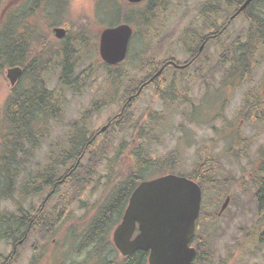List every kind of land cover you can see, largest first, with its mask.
Listing matches in <instances>:
<instances>
[{
	"label": "rangeland",
	"instance_id": "374dc122",
	"mask_svg": "<svg viewBox=\"0 0 264 264\" xmlns=\"http://www.w3.org/2000/svg\"><path fill=\"white\" fill-rule=\"evenodd\" d=\"M18 1L20 0L15 1V4ZM114 2L115 0H112V4L111 0H70L68 22H64L75 28L78 17L84 15L90 21L91 33L114 26L121 17V11ZM52 11L53 7H44V10L36 12L30 18L29 23L41 28L52 40V48L60 50L62 48L59 46L63 45L64 41L59 42L53 37L52 28L57 26L51 27L50 20L58 19L52 18ZM141 12L139 8L122 15L135 30L128 44L127 60L122 66L111 70L100 63L97 48H84L71 59L72 63L77 62L70 79L72 86L69 89H63L59 84L62 69L58 65V60L48 68L43 77L45 87L58 93L57 96L64 103L63 109L59 120L56 123L50 122L46 127V137L42 139L39 149L33 152L26 164L20 168L16 189L28 174H34L46 165L48 157L54 153L55 146L63 144L75 123L84 116H90L86 128L90 133H96L119 112L127 97L135 92L142 78L152 70V66L170 57L173 50V38L170 33L173 24L168 16L170 11L162 17L153 13L151 21L147 24L138 23ZM96 31L89 35L90 38L96 39L98 34ZM76 36L78 35L74 32L67 36L66 41L74 43L77 40ZM94 43L98 41L91 42V45ZM89 44L88 42L87 45ZM257 67L254 78L260 84L264 77V64ZM143 68H147L145 72L142 71ZM210 87L214 89L216 85ZM8 89L9 84L5 78L0 79V122L1 107ZM152 92L148 89L136 98L126 109L124 117L99 138L92 151L105 152L106 159L91 167L88 157H85L78 172L80 175L78 177L83 178V170L92 169L93 175L88 177L87 187L75 193L73 182H70L72 186L66 183L58 190L46 206L43 215L47 220H53L56 213L65 210L62 215L59 214V217L64 216L62 221L47 237L42 238L38 229H33L28 241L17 249L15 256L11 257L14 259L13 264H102L108 259V253L100 258L92 255L89 247L79 255L76 249L79 236L96 216L95 204L102 201L107 193L104 185L108 186V177L119 170L115 165L110 167L109 162L114 155L131 145L132 132L138 122H141V125L137 129H144L148 134L145 142L140 141L132 146L133 148L142 146L143 153L153 164V167L143 173L144 179L156 178L164 170L170 173L167 172V166L175 162L174 154L177 152L178 155L176 149L179 146V149L187 147L183 149L187 158L184 161L178 159L174 165L172 164V173L184 176L192 174L194 168L205 160L203 155L209 154L211 158H215L212 162L215 181L227 182L215 189L211 185L202 189L200 225L196 234L197 237L204 239L201 249L203 255H208L210 259L207 264H264V212L256 210L254 199L256 187L252 183V179L257 177L254 174L256 165L261 163V158L264 157V124L259 125V121L256 120L252 127L243 128L240 132H234L232 129L218 132V121L209 120V127L202 129L198 127L199 121L196 119L176 131L179 122H175L169 111L166 114L160 111L161 104ZM209 99L214 100L215 96L211 94ZM158 113L161 115H155ZM208 113L205 111L203 116ZM231 113L227 112V121L235 119ZM146 119L148 121H145ZM204 119H208V116ZM157 125L162 128L155 127ZM214 127L218 129L214 130ZM182 129L187 130L180 132ZM234 133L239 136L234 137ZM120 157H123L120 160L121 164L128 169L131 162L127 161V156ZM169 158H173L171 163H167ZM92 161H95V158ZM71 166L72 163L65 170ZM48 191L46 189L41 195L31 196L22 203L31 206L35 214ZM226 196L230 197L229 205L222 215L217 217ZM15 199L17 202L20 201L18 196H15ZM61 202L63 206H59ZM11 209L10 202L0 200V214L11 213ZM197 243L199 241L195 242ZM11 251L10 242L0 240L1 264L10 258Z\"/></svg>",
	"mask_w": 264,
	"mask_h": 264
},
{
	"label": "trees",
	"instance_id": "16d2710c",
	"mask_svg": "<svg viewBox=\"0 0 264 264\" xmlns=\"http://www.w3.org/2000/svg\"><path fill=\"white\" fill-rule=\"evenodd\" d=\"M15 1L17 0H0V79H4V72L9 68L19 67L22 71L18 83L13 88L8 89L1 107L0 200L10 202L12 205L11 213L0 214V239L5 241L14 239L13 230H15V227L18 232L22 231V228L13 223V207L15 204L20 208L24 200L29 199L31 196L41 195L48 189V186L60 180L63 176L66 178L64 184L68 183L72 186L70 182H73V190L78 193L87 187V179L93 175L92 169L83 170L84 177H78L83 159L88 157V163L91 167L100 164L106 159L105 152L92 151L102 135L96 136V133L92 134L89 132L86 128V122L90 116H84L74 124L72 131L64 139L63 144L55 146L54 153L48 157L46 165L34 174H28L16 189L20 168L26 164L32 153L39 149L42 139L46 137V127L50 122L56 123L59 120L64 105L60 97L57 96L58 93L56 91L46 89L43 77L51 64L58 60V65L62 69L59 84L63 89H68L72 86L70 79L76 64L71 62V50L69 48L54 50L49 36L44 34L38 26L29 23L30 18L36 12L44 10V7H53L52 18H57L58 21L50 20L52 23L51 27L66 26L69 30L68 35L71 34L74 30L65 24V22H68L70 0H20L17 4H15ZM224 1L226 13L229 14V9L239 6L240 2L246 0ZM253 2L264 8V0ZM114 3L118 5L117 0ZM121 6L123 9H120L121 17L118 18L117 24L127 23L122 16L125 12L131 13L135 9L139 10L138 7L131 5L122 4ZM141 10L138 23L147 24L151 21L153 15L152 4L147 3V8ZM252 22L253 20H250V23ZM257 22L256 27L261 32L251 38L257 42L258 46L264 47V20L257 19ZM89 26L90 21L88 18L84 15L78 17L75 22V32L78 35L76 36L77 40L74 42L76 46L78 44L84 45L87 42L84 37L86 33H83L82 30H77L79 28L88 29ZM73 49L75 55L84 48ZM161 63L156 66L153 65L151 69L158 68ZM120 66L122 65H118L116 68ZM122 117L124 116H120L116 121L112 122L110 128L118 123ZM139 125H141V122L137 123L135 130L132 132L131 145L114 155L110 162L108 161L110 167L115 165L119 170L108 177V186L104 185V190L106 188L107 193L96 206L95 218L79 236L76 249L77 255L89 247L92 255L98 258L108 253V259L102 264H147L148 254L142 251H136L125 259H119L108 238L114 226L119 222L131 193L140 182L145 180L142 176L143 173L149 170L151 166L153 167L152 162L143 153V147L133 148L132 146L141 141L143 135L146 137L148 134L144 129L143 131L137 129ZM93 137L94 140H92ZM122 155L124 157L127 156V161L131 162L128 169L120 162L123 157L119 158V156ZM94 158L95 161H92ZM172 159L169 158L167 163H171ZM78 160L79 163L76 166ZM212 162L213 160L210 157L206 163H199L192 174L186 176V178L197 183L201 189L210 185L213 189L225 185L226 181H215ZM71 163L72 166L65 170ZM171 165L167 166V172L170 171L172 173L173 167ZM63 170H65L64 173H61ZM71 171V175H67ZM260 172L263 177L258 178L259 191L257 200L260 208L264 210V161ZM165 174V170L161 171V175ZM15 196H18L20 201L17 202ZM53 198L54 195L51 196L48 203ZM59 206H63L62 202ZM45 210L39 213L35 212L33 225V229H38L42 238L53 233L55 227L64 217H59V214L62 215L65 211L61 210L56 213L55 219L47 220L43 215ZM193 241L200 242L198 243L200 245L193 264H207L210 259H208V255H203L200 247L204 245L203 238L196 236Z\"/></svg>",
	"mask_w": 264,
	"mask_h": 264
},
{
	"label": "flooded vegetation",
	"instance_id": "af4514ba",
	"mask_svg": "<svg viewBox=\"0 0 264 264\" xmlns=\"http://www.w3.org/2000/svg\"><path fill=\"white\" fill-rule=\"evenodd\" d=\"M147 3L152 4V12L156 16L162 17L170 11L168 16L173 24L172 30H170L173 38V50L170 57L166 58L168 60L163 61L158 68L150 70L142 78L134 90L135 92L127 97L119 112L123 113L129 106L126 104L129 100L132 102L146 90L151 89L153 96L161 104L160 111L164 112L163 114L169 111L175 122H179L176 131L188 126V123L194 122L196 119L199 121L198 127L202 129L209 127V120L218 121L219 129L214 127V130L218 129V132L228 129L240 132L243 128L252 127L256 120L259 121V125H263L264 77L263 81L258 84L254 75L257 73V66L264 64V47L258 46L251 37L261 32L256 26L257 19L264 20V8L253 2L233 17L244 3L243 1L239 6L229 9V14L226 13L224 0H143L142 3L131 6L145 10ZM118 4L127 5L125 0H118ZM250 20H253V25ZM57 27L62 28L65 33L59 41H64L59 48H71V59L74 57L73 48L98 47V43L91 45V42L98 41L97 35L96 39L90 38L97 29L95 27V31L91 33V24L88 29L77 30L86 33L84 37L87 40L86 44L77 46L75 43L66 41L69 31L66 26ZM54 28L52 30H55ZM72 29L74 30L72 33H74L76 28ZM88 42L89 45H87ZM142 71L145 72V68ZM111 84L113 85V82ZM210 85H216V88L212 89ZM211 89L212 92H210ZM136 93L138 96L135 98ZM211 94L215 96L214 100L209 99ZM205 111L209 113L203 116ZM230 111L235 119L227 121V112ZM152 116L154 117V115ZM205 116H208V119H204ZM110 121L111 119L107 123ZM155 127L162 128L160 125ZM141 130L143 131V129ZM184 130L187 129H182L180 132ZM238 136L237 133H234V137ZM236 138L234 139L236 140ZM141 141H146L145 135L141 137ZM183 149H179L177 146L178 155L177 152L174 154L175 162L178 159L186 160L187 157ZM203 157L205 158L203 162L206 163L210 155L205 156L204 154ZM261 159V163L256 165L254 174L257 177L252 179V183L256 187L254 196L256 210L264 212L257 200L258 178L263 177L260 169L264 158ZM212 160L215 158L212 157ZM175 162L172 164L174 165ZM60 181L61 179L48 186V193L55 185L58 186ZM13 212V223L22 228V231L13 230L14 239L10 241L12 247L10 258L5 259L2 264H13L14 259L11 257L15 256L17 249L28 241L29 234L33 230L35 215L31 206L22 204L19 208L15 204ZM198 228L197 226L196 230ZM137 233L138 231H135L133 237ZM25 236V241L19 245L18 242ZM195 242L191 241L190 246L197 251L200 244H195Z\"/></svg>",
	"mask_w": 264,
	"mask_h": 264
},
{
	"label": "water",
	"instance_id": "95a60500",
	"mask_svg": "<svg viewBox=\"0 0 264 264\" xmlns=\"http://www.w3.org/2000/svg\"><path fill=\"white\" fill-rule=\"evenodd\" d=\"M126 1L138 4L142 0ZM253 1L246 0L233 17ZM132 33V28L126 24L103 29L99 34V60L109 67L122 63ZM64 34L62 29L54 30V37L58 40ZM21 74L19 67L5 71L10 87L15 86ZM107 128L108 125L104 126L99 133ZM228 203L229 198H226L219 215ZM200 204V187L185 177L170 174L141 182L130 195L121 221L111 234V242L121 258L143 251L148 254L147 264H191L196 252L190 242ZM136 228L138 234L132 239Z\"/></svg>",
	"mask_w": 264,
	"mask_h": 264
},
{
	"label": "bare ground",
	"instance_id": "6f19581e",
	"mask_svg": "<svg viewBox=\"0 0 264 264\" xmlns=\"http://www.w3.org/2000/svg\"><path fill=\"white\" fill-rule=\"evenodd\" d=\"M22 235V234H21Z\"/></svg>",
	"mask_w": 264,
	"mask_h": 264
}]
</instances>
